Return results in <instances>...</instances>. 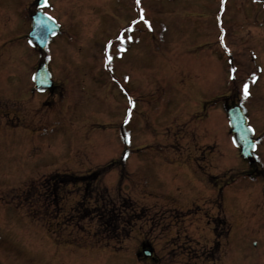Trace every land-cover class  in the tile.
Listing matches in <instances>:
<instances>
[{"label": "rangeland", "instance_id": "rangeland-1", "mask_svg": "<svg viewBox=\"0 0 264 264\" xmlns=\"http://www.w3.org/2000/svg\"><path fill=\"white\" fill-rule=\"evenodd\" d=\"M34 1L0 0V264H147L144 249L156 257L148 264H264V0H139L148 19L134 18L131 44L129 28L122 43L98 28L126 26L127 0L119 10L115 0H51L60 20L82 24L77 41L47 45L58 95L33 93ZM194 86L246 105L263 135L250 179L220 100L211 143L179 119V108L196 109ZM204 145L212 152L195 155ZM95 169L103 181L88 186L82 175ZM66 172L76 180H50ZM105 197L131 205L114 231L97 218Z\"/></svg>", "mask_w": 264, "mask_h": 264}, {"label": "flooded vegetation", "instance_id": "flooded-vegetation-1", "mask_svg": "<svg viewBox=\"0 0 264 264\" xmlns=\"http://www.w3.org/2000/svg\"><path fill=\"white\" fill-rule=\"evenodd\" d=\"M119 2V3H118ZM127 2L129 3V10H130V13H132V15L130 16L131 17V19H130V17H128V21L126 22H124V23H126V26H124V27H121L122 26V24H121V26H119L118 28H116L115 27V25L113 24V26H114V30H113V28H109L108 29V32L106 31V30H103L104 29V23L103 22H99V26H98V28H99V35H100V37H105L106 35H107V37H109V39L111 40V41H117V38L118 37H120V38H122L121 36H123V34H122V32H124V31H126L127 30V28H129L130 29V36H129V39H130V44L132 43V39H133V37H134V34H133V31H132V28H133V26H134V18H136L137 19V13H138V11H139V7H138V0H127ZM33 4V12H36V11H38L39 10V8L37 7V2H36V0L32 3ZM122 4H123V2L121 1V0H115V1H112V4H111V6H115V8H117V10H119V9H121V6H122ZM55 5H53L52 4V1L51 0H46V2H45V7L44 8H41V11L43 12V13H47V14H49L54 20H55V22L59 25V31L56 33V35L54 36V38H53V43L52 44H55V41H59L61 44H63V43H73V41H77L78 40V37H77V35H79V32L78 31H81V26H82V24L80 23V22H73V21H67L66 20V22L64 21V20H60L61 18L60 17H64V15L62 14V11L60 12L59 11V13H57V11H56V13L54 12L55 11V7H54ZM120 6V7H119ZM77 8V7H76ZM114 8V9H115ZM30 9H31V7H30ZM106 9V8H105ZM116 10V9H115ZM65 16H68V15H65ZM64 19V18H63ZM74 19V18H73ZM118 23V22H117ZM79 28V29H76L77 30V32H76V34H75V29L74 28ZM112 30V31H111ZM114 35L115 37L114 38H111L110 36L111 35ZM116 36H117V38H116ZM116 43V42H115ZM134 41H133V44L130 46V48H129V51H130V54H131V48L133 49V45H134ZM254 51V50H253ZM42 53V52H41ZM41 55V54H40ZM43 55V54H42ZM88 55V54H87ZM102 54H96V58H97V60H99V62L101 63V65L103 66V64L105 63V61H106V55L104 54V56H103V58H101L100 56H101ZM93 56V55H92ZM95 56V55H94ZM133 56V55H132ZM132 56H130L131 58H132ZM251 58H252V60H253V53H251ZM52 61H53V59L51 58L49 61H48V59H47V57L45 56V55H43V58H41L40 57V59H38V62L36 63V66H35V68L34 69H36L40 64H42V63H47V67H48V70H50L51 71V69H50V64L52 63ZM102 66H101V68H102ZM256 67V66H255ZM256 72H257V69H256ZM51 74H52V79H53V86H52V89H50L49 91H46V92H44L45 94L46 93H56V90L58 89L57 87V85L59 84V83H62V81H61V78H58L57 80H55L54 78H53V73L51 72ZM247 92V89L245 90V93ZM33 93H36V92H33ZM207 93L205 92V91H194V97L197 99V97L199 96V97H202V96H204V95H206ZM213 98V97H212ZM212 98H211V100H212ZM227 100H229L228 98H227ZM216 102H213V101H210V102H207V101H205V104H201V103H196V105L198 106V105H200L199 106V110H196V109H193V110H187V109H183L182 108V113L183 114H185L187 111V113L185 114V115H182V119H186V118H189L190 120H192V119H195L197 122H200V123H202L201 125V134H203V135H205L206 136V138H208V139H206V143H211L212 142V139L216 136V122H214V120L212 119V116L215 118V120L217 121V119H216V113L215 112H213V110L215 109V108H213L214 106H216V104H215ZM208 108H209V113H208ZM264 108V107H263ZM202 114V115H201ZM192 128V131H190L191 132V135H192V133H195V131L197 130L196 129V127L194 126V127H191ZM202 135V136H203ZM198 136H200V134H198ZM202 136H200L201 138H202ZM200 137H198V138H200ZM191 146V145H190ZM196 147V146H195ZM202 147V146H201ZM206 148H209L208 150H203V151H198V150H195L194 149V152L195 151H197L198 152V154H203L205 151V153L204 154H207L208 155V152L209 151H211L212 152V150H213V148L212 147H210V146H208V145H204V149H206ZM191 149L193 150V147L191 146ZM212 149V150H211ZM192 150H187V149H184V150H179V152H178V155H180V156H182V157H186V156H192V155H194L193 154V151ZM257 152H258V149H257V146H256V148H255V151H254V156H255V160H254V163L253 164H251V165H249L248 164V166H246V168L244 169V170H242V172H240V173H244V174H246L247 175V177L250 175H252L250 172H251V169L255 166V164H256V162H258V160L256 159L257 157ZM264 152V151H263ZM195 155H196V152H195ZM196 159H197V157H195V161H196ZM256 168H258V167H256ZM229 172H233V171H229ZM213 178H215V176H213ZM242 178V177H241ZM243 178H246V177H243ZM233 181H235L234 179H232V182ZM210 182V181H209ZM212 185V184H211ZM155 259V257L153 256L152 258H151V260H154ZM167 264H170V263H167Z\"/></svg>", "mask_w": 264, "mask_h": 264}, {"label": "water", "instance_id": "water-1", "mask_svg": "<svg viewBox=\"0 0 264 264\" xmlns=\"http://www.w3.org/2000/svg\"><path fill=\"white\" fill-rule=\"evenodd\" d=\"M52 20L41 13H36L31 17V31L27 34L28 43L32 47L44 49L49 36L53 32ZM44 75L45 82L40 81V76ZM35 88L43 89L51 86L49 75L45 70V65L37 70L33 77ZM231 132L233 134L234 143L239 148L241 155L252 160L251 150L253 149V140L250 130L246 126V120L238 107H233L228 111ZM144 257L151 255V252H143Z\"/></svg>", "mask_w": 264, "mask_h": 264}, {"label": "trees", "instance_id": "trees-1", "mask_svg": "<svg viewBox=\"0 0 264 264\" xmlns=\"http://www.w3.org/2000/svg\"><path fill=\"white\" fill-rule=\"evenodd\" d=\"M59 176V175H58ZM99 174L98 172H92L89 175H86L83 177L82 180H87L88 186H93L98 181ZM76 177L73 175H63L59 176L57 180H55L53 177L50 178L51 181L58 185H66L71 183V180H76ZM60 183H59V182ZM105 190V189H104ZM98 206V205H97ZM131 205L124 203V201H121V203H116L113 205V202H110L106 197L103 202L98 207H95V210L99 215L97 218L100 222V227L104 229L105 231H114L118 229V224L123 222L122 216L126 214V212L129 211ZM132 211L130 210V213Z\"/></svg>", "mask_w": 264, "mask_h": 264}]
</instances>
